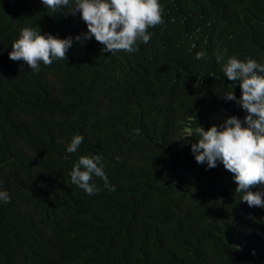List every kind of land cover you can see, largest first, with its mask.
<instances>
[{
	"label": "trees",
	"instance_id": "trees-1",
	"mask_svg": "<svg viewBox=\"0 0 264 264\" xmlns=\"http://www.w3.org/2000/svg\"><path fill=\"white\" fill-rule=\"evenodd\" d=\"M159 3L164 22L137 51L74 39L67 60L33 72L8 55L21 29L64 39L87 25L42 0H0V191L11 197L0 201V264H196L206 251L211 264H264V207L241 199L221 162L209 169L191 151L200 126L246 115L223 98L242 93L222 67L230 56L264 65V0ZM85 155L103 157L115 191L95 176L94 195L72 183ZM142 216L153 224L138 232Z\"/></svg>",
	"mask_w": 264,
	"mask_h": 264
},
{
	"label": "clouds",
	"instance_id": "clouds-1",
	"mask_svg": "<svg viewBox=\"0 0 264 264\" xmlns=\"http://www.w3.org/2000/svg\"><path fill=\"white\" fill-rule=\"evenodd\" d=\"M47 8L53 11L68 8V13L81 14L88 31L75 38L68 36L61 39L52 34H41V29L24 27L19 38L11 45L9 58L13 61H24L33 72H39L41 62L44 66H51L53 59L67 60L66 53L75 41L91 39L92 37L104 48V52L115 54L117 51L135 52L138 41L147 44L151 33L149 28L162 24V5L159 0H42ZM227 49H224V53ZM201 50L196 53V59L206 57ZM216 62L225 60L223 53L217 49ZM222 70L232 82L241 88V97L236 98L234 91L227 93L223 98L235 101L245 112L243 120L236 116L228 117L224 123L213 125L207 130L200 126L196 133L200 137L192 143L191 151L197 164H206L207 168L217 167L218 161L224 168L234 174L237 184L236 193H243L242 200L249 207H264V192L249 191L257 185H264V65L255 59L246 57L240 60L235 56L227 58ZM137 132L139 130H136ZM81 134L75 135L66 151L76 153L83 143ZM104 181V186L111 191L115 187L108 181L103 168V157L100 155L81 156L71 171L72 183L82 188L88 195H94L99 190L93 177ZM0 201L10 203L11 197L7 191H0ZM150 202H147L144 213ZM154 215L158 213L156 201L154 202ZM154 217V216H153ZM152 219L133 221L132 227L136 231L144 232L153 224ZM260 245L264 249V234H259ZM241 249L242 245H237ZM242 250V249H241ZM253 254H255L253 250ZM196 264H211L209 252H201L195 261ZM44 264H55L45 261Z\"/></svg>",
	"mask_w": 264,
	"mask_h": 264
}]
</instances>
